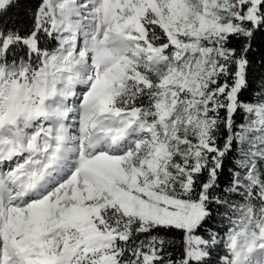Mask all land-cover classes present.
Masks as SVG:
<instances>
[{
	"label": "snow or ice",
	"instance_id": "obj_1",
	"mask_svg": "<svg viewBox=\"0 0 264 264\" xmlns=\"http://www.w3.org/2000/svg\"><path fill=\"white\" fill-rule=\"evenodd\" d=\"M0 264H264V0H0Z\"/></svg>",
	"mask_w": 264,
	"mask_h": 264
}]
</instances>
